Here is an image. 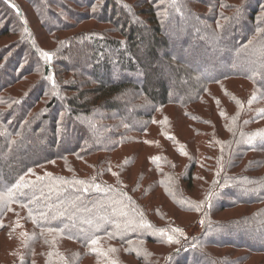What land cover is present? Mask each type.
I'll return each instance as SVG.
<instances>
[{"label": "trees", "instance_id": "1", "mask_svg": "<svg viewBox=\"0 0 264 264\" xmlns=\"http://www.w3.org/2000/svg\"><path fill=\"white\" fill-rule=\"evenodd\" d=\"M252 261L264 0H0V264Z\"/></svg>", "mask_w": 264, "mask_h": 264}, {"label": "rangeland", "instance_id": "2", "mask_svg": "<svg viewBox=\"0 0 264 264\" xmlns=\"http://www.w3.org/2000/svg\"><path fill=\"white\" fill-rule=\"evenodd\" d=\"M9 7H11V9H14L15 11H17V9H19V0H11V1H9V0H3ZM189 22H190V20L188 19V20H185V21H183V22H181V24H180V26H181V28H184L185 26H187V28L188 29H190V27L188 26V24H189ZM170 23V22H169ZM191 35H192V37L191 38H193V39H196L195 37L197 36V34H198V31L197 30H195V29H191ZM204 38H202V40H203ZM258 54H259V52H258ZM258 54H256V56H254V58L256 59L257 58V55ZM201 56H202V54H200ZM204 56H207V55H204ZM255 59H254V61H255ZM233 64H236L237 66H242V64L241 63H239V61L238 62H234ZM242 67H245V66H242ZM260 68L261 66H260V63H256V62H253L252 63V66H250V68ZM246 68H248V67H246ZM202 72V71H201ZM203 73V72H202ZM203 75V74H202ZM244 88H239L238 87V90H239V92L241 93V95H242V97L243 98H249L250 97V91H248V90H243ZM213 92H214V94L215 95H218V91L216 90V88L215 89H213ZM220 102V101H219ZM221 103H222V101H221ZM169 111V109H166V112H164L163 114H165V113H167ZM228 114V112L227 113H225V115H227ZM161 117H162V115H157L155 118H154V126H153V129L151 130V135H149L148 137H147V143L149 144V146L152 148V149H154L155 148V142H156V136L153 134L154 133V131H155V127L159 124V123H161L162 122V124H165L163 121V119H161ZM178 123H176L177 125H178V130L180 131V130H185L186 131V133H187V126H186V123H185V121L184 120H181V121H177ZM198 140H197V143H198V146H199V148H200V151H201V153L202 154H206V153H208V152H211L210 150H211V144H210V142H209V137L205 134V133H201L200 135H199V138H197ZM230 217H233L232 216V214H230V213H227V214H224L223 216H221L220 217V219H222V220H226V219H228V218H230ZM200 229H201V224L199 223V222H195V223H192V224H190L188 227H187V229H186V233L189 235V236H197L198 234H199V232H200ZM253 260H255L256 262H259L260 260H258V259H255V258H252ZM255 261H252V262H250V263H248V264H255Z\"/></svg>", "mask_w": 264, "mask_h": 264}, {"label": "snow or ice", "instance_id": "3", "mask_svg": "<svg viewBox=\"0 0 264 264\" xmlns=\"http://www.w3.org/2000/svg\"><path fill=\"white\" fill-rule=\"evenodd\" d=\"M43 55H44L45 57H47L48 59H51V57L49 56L48 53H44ZM169 239L171 240V237H169ZM93 243H95V241H93Z\"/></svg>", "mask_w": 264, "mask_h": 264}]
</instances>
